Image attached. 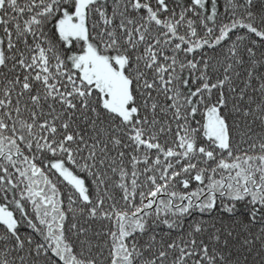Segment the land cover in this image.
<instances>
[{
    "label": "snow or ice",
    "instance_id": "obj_1",
    "mask_svg": "<svg viewBox=\"0 0 264 264\" xmlns=\"http://www.w3.org/2000/svg\"><path fill=\"white\" fill-rule=\"evenodd\" d=\"M0 264H264V0H0Z\"/></svg>",
    "mask_w": 264,
    "mask_h": 264
}]
</instances>
